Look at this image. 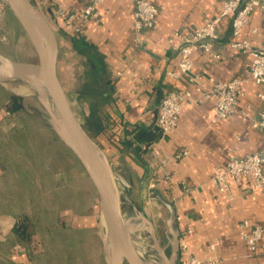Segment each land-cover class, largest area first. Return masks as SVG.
Masks as SVG:
<instances>
[{
  "label": "crops",
  "instance_id": "1",
  "mask_svg": "<svg viewBox=\"0 0 264 264\" xmlns=\"http://www.w3.org/2000/svg\"><path fill=\"white\" fill-rule=\"evenodd\" d=\"M32 1L55 32L59 81L66 95L69 89L75 91L82 122L93 123L88 125L93 141L109 167L128 182L130 187L124 190L140 187L164 210L152 191L170 203L179 241L186 240L199 260L264 264V242L252 251L238 234L244 220L264 229V191H251L231 181L228 193H218L211 182L214 166L224 164L231 153L240 157L264 151V133L251 127L260 109L257 87L246 72L251 58L229 46L231 17L217 27L213 53L219 59L197 52L188 74L180 75V55L168 42L174 32L191 31L213 18L225 0H153L158 8L156 24L141 32L138 41L132 32L131 0H105L98 17L83 25L78 34L59 14L78 13L90 0ZM262 26L264 12L256 8L239 39L254 48L264 46ZM235 78L244 79L240 103L249 105L246 116L212 123V103L191 102L184 106L173 133L162 136L155 129L158 107L170 91L193 90L197 85L207 91L216 82ZM149 144L156 145L159 156L143 149ZM178 151L186 154L176 157ZM123 199L122 206L135 204L129 196ZM177 264H182L180 253Z\"/></svg>",
  "mask_w": 264,
  "mask_h": 264
},
{
  "label": "rangeland",
  "instance_id": "2",
  "mask_svg": "<svg viewBox=\"0 0 264 264\" xmlns=\"http://www.w3.org/2000/svg\"><path fill=\"white\" fill-rule=\"evenodd\" d=\"M0 52L14 61L37 62L4 0H0ZM74 94L67 90L68 101L93 140L88 127L93 123L82 122ZM12 96L18 98V113L7 111ZM44 114L32 87L19 80L0 84V264H105L98 195L78 159L42 119ZM143 191L137 186L130 191L118 188L121 212L135 216L129 204L122 206L124 196L131 197L164 243L166 211ZM132 238L139 252L149 243L145 233H133ZM142 254L144 261L158 263L150 250Z\"/></svg>",
  "mask_w": 264,
  "mask_h": 264
},
{
  "label": "built area",
  "instance_id": "3",
  "mask_svg": "<svg viewBox=\"0 0 264 264\" xmlns=\"http://www.w3.org/2000/svg\"><path fill=\"white\" fill-rule=\"evenodd\" d=\"M104 1L90 0L80 12L68 15L60 13L59 18L72 29L74 34H78L83 25L98 17V8ZM131 1L133 2L132 32L135 40L138 41L141 32L155 26L158 8L153 0ZM256 8L264 12V0H225L213 18L206 20L201 26L191 31L174 32L169 36L168 42L180 55L178 63L180 75L188 74L193 67L192 57L197 52H203L214 59H219V55L213 53V47L218 41L217 27L223 19L231 17L232 41L229 46L250 56L251 62L246 72L248 79L257 87L256 98L260 102V109L251 127L253 130L264 133V46L254 48L247 40L239 39L248 16ZM76 19L79 22L75 25ZM170 75L177 76L175 73H170ZM244 94L243 78L216 82L207 91H203L199 85L193 90L170 91L158 107L154 127L162 136L173 133L184 106L191 102L210 101L213 105L212 123L226 121L237 115L246 116L249 105L240 103ZM143 149L151 150L155 156H159V149L154 144L144 146ZM185 154V151H178L175 156ZM244 180L248 183L244 184ZM231 181L251 191H264V151L240 157L231 153L224 164L214 166L211 182L218 193H228ZM189 233L190 230L187 229V234ZM238 234L240 240L252 251L264 242V229L246 220L239 223ZM179 253L182 264H210L212 262V259L203 261L196 258L186 240L179 241Z\"/></svg>",
  "mask_w": 264,
  "mask_h": 264
},
{
  "label": "water",
  "instance_id": "4",
  "mask_svg": "<svg viewBox=\"0 0 264 264\" xmlns=\"http://www.w3.org/2000/svg\"><path fill=\"white\" fill-rule=\"evenodd\" d=\"M4 2L34 48L37 62L14 61L0 52V84L19 80L34 89L35 98L45 111L42 119L75 155L89 177L99 198L98 230L105 264H153L143 260L142 253L149 250L158 257L157 264H177L180 231L175 225L173 206L152 191L153 197L167 211L164 243L158 238L152 221L134 204H131L134 217L128 218L121 212L118 188L128 189L130 186L119 171L109 167L105 155L87 135L70 106L57 75L58 42L55 32L32 0ZM133 233L146 234L149 243L141 252L133 241Z\"/></svg>",
  "mask_w": 264,
  "mask_h": 264
},
{
  "label": "trees",
  "instance_id": "5",
  "mask_svg": "<svg viewBox=\"0 0 264 264\" xmlns=\"http://www.w3.org/2000/svg\"><path fill=\"white\" fill-rule=\"evenodd\" d=\"M10 100L12 101L11 106H10V108L7 109V111L11 112V113H18L20 110V106L17 104L18 98L15 96H12L10 98ZM83 128H84V126H83Z\"/></svg>",
  "mask_w": 264,
  "mask_h": 264
},
{
  "label": "bare ground",
  "instance_id": "6",
  "mask_svg": "<svg viewBox=\"0 0 264 264\" xmlns=\"http://www.w3.org/2000/svg\"><path fill=\"white\" fill-rule=\"evenodd\" d=\"M103 221H104L103 218H101V225L103 224ZM104 229H105V223H104Z\"/></svg>",
  "mask_w": 264,
  "mask_h": 264
}]
</instances>
